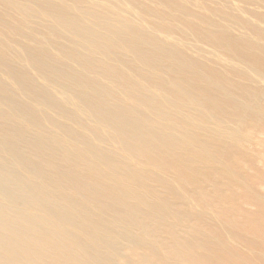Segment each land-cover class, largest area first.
I'll list each match as a JSON object with an SVG mask.
<instances>
[{
	"label": "bare ground",
	"instance_id": "6f19581e",
	"mask_svg": "<svg viewBox=\"0 0 264 264\" xmlns=\"http://www.w3.org/2000/svg\"><path fill=\"white\" fill-rule=\"evenodd\" d=\"M0 264H264V0H0Z\"/></svg>",
	"mask_w": 264,
	"mask_h": 264
}]
</instances>
